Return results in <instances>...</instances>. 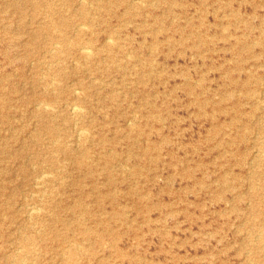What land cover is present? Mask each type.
Returning <instances> with one entry per match:
<instances>
[{"label": "rangeland", "instance_id": "374dc122", "mask_svg": "<svg viewBox=\"0 0 264 264\" xmlns=\"http://www.w3.org/2000/svg\"><path fill=\"white\" fill-rule=\"evenodd\" d=\"M0 217V264H264V0H0Z\"/></svg>", "mask_w": 264, "mask_h": 264}, {"label": "bare ground", "instance_id": "6f19581e", "mask_svg": "<svg viewBox=\"0 0 264 264\" xmlns=\"http://www.w3.org/2000/svg\"><path fill=\"white\" fill-rule=\"evenodd\" d=\"M80 1V0H79ZM82 1V0H81ZM139 1V0H138ZM141 1V0H140ZM86 2V1H85ZM143 5V4H142ZM83 26V25H82ZM82 26H81V28H82ZM83 27H85L86 28V25H84ZM109 38V37H108ZM105 40H107V39H105ZM108 40H110V38L108 39ZM113 41V40H112ZM111 42V41H110ZM54 44V43H53ZM55 44H57V43H55ZM69 45V44H68ZM79 49L81 50V52H82V54L84 55V56H90V55H92V52H91V49L89 48V46H87V45H81L80 47H79ZM54 51V50H53ZM56 51V50H55ZM97 52H98V48H97ZM128 55V54H127ZM74 61V60H73ZM72 61V63H74ZM153 61V60H152ZM31 63V62H30ZM78 64V63H77ZM82 65V64H81ZM48 69V68H47ZM44 76V75H43ZM51 80H52V78H51ZM53 84V83H52ZM77 84H79L78 82H77ZM54 85V84H53ZM77 88H79V87H73L72 88V91H74V95L75 96H73L72 97V102H69L67 105H69V110H71V112L73 113V114H75V115H79L82 111H81V107H79V90L77 89ZM77 101V102H76ZM39 103H37V105H38ZM36 105V104H35ZM47 106V105H46ZM45 106V107H46ZM36 107V106H35ZM38 107V106H37ZM51 107V106H50ZM46 109V108H45ZM52 109H54V107L52 108ZM48 111H49V109H48ZM57 114V113H56ZM72 115V114H71ZM75 120H76V118H75ZM77 121V120H76ZM75 122V121H74ZM128 122H129V120H128ZM131 122V121H130ZM134 123V122H133ZM75 125V124H74ZM73 125V126H74ZM75 128V127H74ZM83 129V128H82ZM79 130V129H78ZM77 130V131H78ZM86 130V129H85ZM83 131H84V129H83ZM88 132V131H87ZM80 133V132H79ZM84 133V132H83ZM82 133V134H83ZM86 133V132H85ZM89 133V132H88ZM81 135V134H80ZM80 135H79V137H80ZM77 137V136H76ZM79 139V138H78ZM77 139V140H78ZM58 140V139H57ZM73 156H74V158H75V161H76V163L78 164V166H79V153H73ZM64 162V161H63ZM121 164V163H120ZM64 169V168H63ZM58 170V169H57ZM42 174H44V173H42ZM40 178H41V176H40ZM46 178V177H45ZM37 179V178H36ZM64 186V185H63ZM55 187V186H54ZM62 187V186H61ZM43 192V191H42ZM46 192V191H45ZM33 194H34V192H33ZM38 196V195H37ZM42 196V195H41ZM40 196V197H41ZM48 196V195H47ZM43 197V196H42ZM42 199V198H41ZM40 199V200H41ZM43 201V200H42ZM45 203V202H44ZM78 208H79V204H78ZM32 209H35V208H32ZM1 218V217H0ZM31 218V217H30ZM108 218H110V216H108ZM2 219V218H1ZM108 220V219H107ZM3 221V220H2ZM96 221L97 222H104V218H102V217H98L97 219H96ZM128 224V223H127ZM37 230V229H36ZM106 231H108L107 230V227H106ZM97 241L98 242H102V240H103V238H104V233H98L97 234ZM74 244V243H73ZM78 245H80V244H78ZM77 245V246H78ZM104 245V244H103ZM137 246V245H136ZM78 249V248H77ZM74 251V250H73ZM58 253V255L60 256V262H61V264H65V263H69V262H71L72 263V261L74 262V260H73V254L72 253H70L66 248H65V246L63 245L61 248H59V251L57 252ZM12 258H14V256L12 257ZM23 260V259H22ZM66 261V262H65ZM32 264V263H31ZM60 264V263H59Z\"/></svg>", "mask_w": 264, "mask_h": 264}]
</instances>
